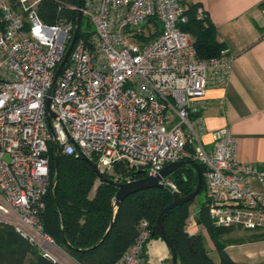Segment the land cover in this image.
<instances>
[{
    "label": "built area",
    "instance_id": "1",
    "mask_svg": "<svg viewBox=\"0 0 264 264\" xmlns=\"http://www.w3.org/2000/svg\"><path fill=\"white\" fill-rule=\"evenodd\" d=\"M40 2L0 0V225L60 264L61 248L41 222L56 143L58 154L85 155L103 174L124 162L156 177L193 161L215 228H264V162H240L229 128L213 132L211 148L203 141L207 90L228 86L234 58L228 49L198 58L194 38L180 29L187 7L180 0H83L90 28L53 87L75 27L46 24ZM261 14L264 21V5ZM164 184L178 191L169 178ZM195 225L189 217L186 232L197 234ZM151 236L142 221L115 264H147Z\"/></svg>",
    "mask_w": 264,
    "mask_h": 264
},
{
    "label": "trees",
    "instance_id": "2",
    "mask_svg": "<svg viewBox=\"0 0 264 264\" xmlns=\"http://www.w3.org/2000/svg\"><path fill=\"white\" fill-rule=\"evenodd\" d=\"M78 4L79 0H41L38 14L46 24L64 23L75 27ZM186 6L187 21L180 29L194 38L198 58H216L226 48L218 41L216 27L205 11L199 14V4ZM86 27L90 28L83 17L80 38ZM91 162L96 166L94 160ZM50 171L52 185L45 197L46 209L41 222L44 231L77 264H115L136 240L142 221L149 223L152 234L149 241L160 239L155 226L161 212L173 202L169 188H153L130 195L116 209L114 198L118 189L112 184L101 183L94 167L82 157L63 155L61 151L56 157L52 149ZM113 171V174L104 172V176L119 184L146 177L142 169L124 162L115 164ZM169 179L182 196L194 192L198 184L197 175L190 166L177 170ZM203 191L204 181L200 194ZM191 203L172 209L164 219L166 234L178 254V264H217L209 255L204 237L200 233L190 235L186 232ZM196 224L205 227L213 239L218 264H235L218 241L222 229L213 226L203 203ZM146 263L150 264L149 259ZM0 264L55 263L43 257L14 228L0 225Z\"/></svg>",
    "mask_w": 264,
    "mask_h": 264
},
{
    "label": "crops",
    "instance_id": "3",
    "mask_svg": "<svg viewBox=\"0 0 264 264\" xmlns=\"http://www.w3.org/2000/svg\"><path fill=\"white\" fill-rule=\"evenodd\" d=\"M180 1L185 6H201L199 9L205 11L217 29L218 41L234 58L228 86L207 90L202 113L205 145L211 148L213 132L229 128L237 142L238 160L255 165L263 163L264 21L261 9L264 0ZM193 230L204 239L202 233L205 232L209 248L216 252L205 227L196 224ZM218 241L235 264H264V228L222 229Z\"/></svg>",
    "mask_w": 264,
    "mask_h": 264
},
{
    "label": "water",
    "instance_id": "4",
    "mask_svg": "<svg viewBox=\"0 0 264 264\" xmlns=\"http://www.w3.org/2000/svg\"><path fill=\"white\" fill-rule=\"evenodd\" d=\"M82 5H83V0H79L77 23H76L75 30H74V36H73L72 42H71L66 54H65V57H64L63 61L61 62L58 70H57V74H56V77H55V80L53 83V87L55 86L66 62L68 61L70 54L72 52V49L74 47V44L79 37L81 27H82V18H83ZM50 103H51V99L48 98V100H47V111L50 114V116L53 117V115L50 111ZM50 116L48 119L49 121H50ZM54 150H55V156L58 157V155H59L58 154V145L56 143L54 146ZM81 157L84 161H86L87 163L91 164L94 167V170L98 176V180L101 183L112 184L113 186H115L118 189L117 193L115 195V198H114V206L116 209H118L121 206V204L130 195L140 193L142 191H146V190L153 189V188H163V187H167L172 191L173 197H174L173 202L169 206H167L159 215L156 226H155V230H156L157 236L166 244L167 248L169 249L170 254H171L172 264H178V254H177L174 246L172 245L170 239L168 238V236L166 234L165 227H164V219H165V215L169 211H171L172 209H174L176 207L183 206L185 204L193 202L197 198V196L201 193L202 187H203V172H202L201 166L199 164L193 162V161L185 160V161L173 163V164L166 166L165 168H163V170L156 177H145V178H142V179H139L136 181H132L129 183L119 184V183L115 182L114 180L105 177L104 174L102 172H100V170L96 166H94L92 164V162L85 155H82ZM186 166H190L195 171V173L197 175L198 184H197V187H196L194 192H192L191 194H189L187 196H182L178 191H175V190L171 189L170 187L166 186L164 184V182L172 174H174L177 170H179L183 167H186ZM55 183L56 182H54V185H55Z\"/></svg>",
    "mask_w": 264,
    "mask_h": 264
},
{
    "label": "rangeland",
    "instance_id": "5",
    "mask_svg": "<svg viewBox=\"0 0 264 264\" xmlns=\"http://www.w3.org/2000/svg\"><path fill=\"white\" fill-rule=\"evenodd\" d=\"M29 1L30 3H32L34 0ZM170 182L172 181L170 180ZM203 198V193L199 194L197 198L190 204V217H196V215H198L203 203ZM202 234L205 236L209 255L213 258L214 261L218 262L217 253L209 248V239L207 235L205 234V232H203ZM145 255L146 257H148L147 259H149L150 264H172L170 251L161 239L153 238L151 241H149L146 247ZM58 259L60 264H76L62 249L60 250Z\"/></svg>",
    "mask_w": 264,
    "mask_h": 264
}]
</instances>
